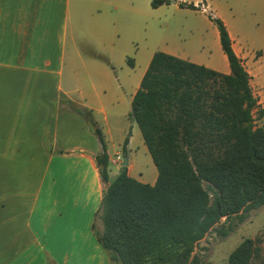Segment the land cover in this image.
Returning <instances> with one entry per match:
<instances>
[{
  "label": "crops",
  "instance_id": "1",
  "mask_svg": "<svg viewBox=\"0 0 264 264\" xmlns=\"http://www.w3.org/2000/svg\"><path fill=\"white\" fill-rule=\"evenodd\" d=\"M167 1L157 8L151 7L152 0L124 3L130 5L140 30H144L149 9L167 5L208 21L216 29L210 65L190 52H159L229 74L218 30L197 9L207 5L227 29L233 51L250 76L257 107L264 104V0L252 6L259 24L251 35L217 15L212 0ZM120 3L0 0V264H111L93 230L104 190L95 160L102 146L93 130H100L108 157H124L126 138V156L135 150L146 154L147 148L129 112H120L118 103L105 106L110 76L86 55L82 45L103 48L109 58H122L131 72L138 68L140 58L143 69L123 81L131 91L128 105L157 52L136 49V59L131 60L126 42L113 45ZM181 3L194 9L181 8ZM184 29L194 31L191 23ZM67 58L71 69L65 80ZM124 160L129 177L155 184L157 170L152 160H147L149 171L142 175L135 172L133 162L123 158L120 166H109L110 180ZM112 168L117 169L115 174Z\"/></svg>",
  "mask_w": 264,
  "mask_h": 264
},
{
  "label": "trees",
  "instance_id": "2",
  "mask_svg": "<svg viewBox=\"0 0 264 264\" xmlns=\"http://www.w3.org/2000/svg\"><path fill=\"white\" fill-rule=\"evenodd\" d=\"M167 3L152 0L151 7ZM212 21L229 74L157 51L132 99L128 117L157 170L153 186L129 177L127 167L110 180L103 136L93 130L104 185L93 230L111 264H202L195 253L200 240L227 237L264 207V126L254 128L252 117L257 100L225 25ZM258 241L242 240L227 264H258Z\"/></svg>",
  "mask_w": 264,
  "mask_h": 264
},
{
  "label": "rangeland",
  "instance_id": "3",
  "mask_svg": "<svg viewBox=\"0 0 264 264\" xmlns=\"http://www.w3.org/2000/svg\"><path fill=\"white\" fill-rule=\"evenodd\" d=\"M254 1L256 0H212L213 11L217 15H221L231 25L251 35L259 24L256 19L257 11L252 8ZM119 7L116 33L112 43L114 45V43L126 42L130 50L129 59H136L134 56L136 49L145 52L156 50L180 53L186 51L198 57L202 64L210 65L214 53L211 45L212 32L214 34L216 29L208 21L167 5L157 10L149 9L147 16L144 17V30H140L137 19L131 13L130 5L121 0ZM80 19L82 28L84 22L81 17ZM188 23L194 27L193 32L184 29ZM82 47L92 61L107 69L110 76L108 88L105 89V106L109 107L111 103H118L120 104V112H129L130 105L127 104V100L130 98L131 91L123 81L126 77L138 74L143 69L140 58L138 68L131 72L127 69L122 58L117 56L109 58L107 50L90 48L86 44H83ZM109 61H111V66L107 65ZM70 69L71 66L67 58L64 68L65 80L70 77ZM261 111L263 112L262 115H260ZM252 113L254 126H264V104L256 107ZM135 128L137 132H140L137 126ZM146 152L143 154L140 150H135L123 158H128L129 161L133 162L135 172L143 175L149 171L147 160L151 161L148 151ZM116 172L117 169L112 168V173L115 174ZM98 228L100 227L98 226ZM246 238L259 240L261 253L258 264H264V207L251 211L246 220L237 225L233 232L225 238L217 237L215 234H207L198 242L195 253L200 254L202 264H227L229 254Z\"/></svg>",
  "mask_w": 264,
  "mask_h": 264
},
{
  "label": "built area",
  "instance_id": "4",
  "mask_svg": "<svg viewBox=\"0 0 264 264\" xmlns=\"http://www.w3.org/2000/svg\"><path fill=\"white\" fill-rule=\"evenodd\" d=\"M197 9L201 13L207 15L209 18L214 19V14H213L212 10L207 5L200 4L197 7ZM253 125H254V122H253ZM254 128H257V127L254 126ZM108 161H109V165L110 166H120L122 164V162H123V159H122L121 154H115V155L109 156L108 157Z\"/></svg>",
  "mask_w": 264,
  "mask_h": 264
},
{
  "label": "water",
  "instance_id": "5",
  "mask_svg": "<svg viewBox=\"0 0 264 264\" xmlns=\"http://www.w3.org/2000/svg\"><path fill=\"white\" fill-rule=\"evenodd\" d=\"M126 165H127V162L126 160H124L123 167H126Z\"/></svg>",
  "mask_w": 264,
  "mask_h": 264
}]
</instances>
